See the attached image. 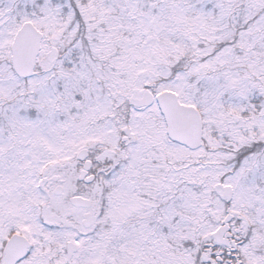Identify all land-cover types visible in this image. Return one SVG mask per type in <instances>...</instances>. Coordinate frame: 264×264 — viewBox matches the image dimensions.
<instances>
[{
    "label": "snow or ice",
    "instance_id": "6c2138e0",
    "mask_svg": "<svg viewBox=\"0 0 264 264\" xmlns=\"http://www.w3.org/2000/svg\"><path fill=\"white\" fill-rule=\"evenodd\" d=\"M0 264H264V0H0Z\"/></svg>",
    "mask_w": 264,
    "mask_h": 264
}]
</instances>
